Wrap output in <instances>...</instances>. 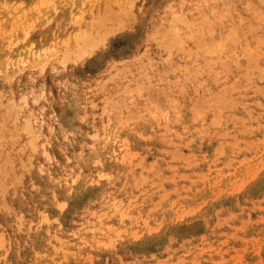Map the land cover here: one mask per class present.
Here are the masks:
<instances>
[{"label": "rangeland", "instance_id": "374dc122", "mask_svg": "<svg viewBox=\"0 0 264 264\" xmlns=\"http://www.w3.org/2000/svg\"><path fill=\"white\" fill-rule=\"evenodd\" d=\"M0 264H264V0H0Z\"/></svg>", "mask_w": 264, "mask_h": 264}, {"label": "bare ground", "instance_id": "6f19581e", "mask_svg": "<svg viewBox=\"0 0 264 264\" xmlns=\"http://www.w3.org/2000/svg\"><path fill=\"white\" fill-rule=\"evenodd\" d=\"M84 36L86 37L85 39H87L88 43L86 42L85 44H83V47L80 48V52H79L80 54H78L79 57L84 56V54H86L90 50H92L94 48L95 44L97 45L98 43L102 42V41H99L97 43V38H92V39L89 40L88 37L85 34H84ZM89 37H91V36H89ZM205 47H208V46H205ZM31 48H32V46H31ZM209 50L211 51V49H209Z\"/></svg>", "mask_w": 264, "mask_h": 264}]
</instances>
